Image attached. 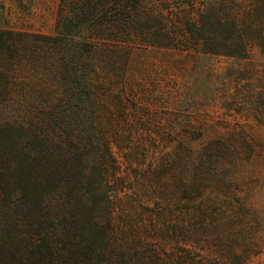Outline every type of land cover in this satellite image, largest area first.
<instances>
[{
    "label": "trees",
    "instance_id": "1",
    "mask_svg": "<svg viewBox=\"0 0 264 264\" xmlns=\"http://www.w3.org/2000/svg\"><path fill=\"white\" fill-rule=\"evenodd\" d=\"M248 18L240 0H59L52 32L0 25V264H210L182 241L165 248L180 224L143 237L142 209L125 207L111 145L132 133L121 129L130 109L113 91L135 47L246 57ZM72 181L80 187L65 202ZM191 185L169 194L178 201ZM197 210L186 233L196 219L215 224ZM233 258L224 261H244Z\"/></svg>",
    "mask_w": 264,
    "mask_h": 264
},
{
    "label": "rangeland",
    "instance_id": "2",
    "mask_svg": "<svg viewBox=\"0 0 264 264\" xmlns=\"http://www.w3.org/2000/svg\"><path fill=\"white\" fill-rule=\"evenodd\" d=\"M58 1L0 0V25L52 32ZM240 1L252 37L246 57L135 47L113 91L130 109L121 129L132 133L117 140L119 148L111 145L122 176L120 195L133 204L125 207L142 209L137 224L142 222L143 237L170 221L180 224L182 234L162 244L170 250L182 241L210 264H227L224 258L235 254L242 264H264V0ZM103 101L107 110L114 106L111 96ZM160 175V187L147 188ZM179 181L192 185L178 190L177 201L169 193L177 192ZM54 183L61 180L46 189ZM71 184L61 195L73 202L80 186ZM197 208L215 224L200 214L198 231L186 233L183 221L193 222ZM71 212L81 215L78 207Z\"/></svg>",
    "mask_w": 264,
    "mask_h": 264
}]
</instances>
